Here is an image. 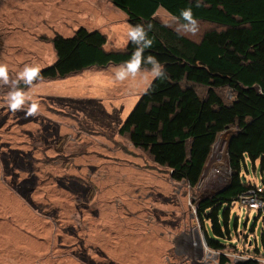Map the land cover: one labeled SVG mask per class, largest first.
Returning a JSON list of instances; mask_svg holds the SVG:
<instances>
[{"label": "rangeland", "instance_id": "374dc122", "mask_svg": "<svg viewBox=\"0 0 264 264\" xmlns=\"http://www.w3.org/2000/svg\"><path fill=\"white\" fill-rule=\"evenodd\" d=\"M120 13L109 0H0V64L7 65L9 80L0 78V264H218L194 207L228 183L234 127L217 134L190 187L118 134L151 77L117 81L119 65L91 66L31 82L22 108L5 102L25 65L41 69L55 60L56 34L102 26L104 49L122 50L129 26L110 28L122 21ZM220 93L231 99L230 90ZM34 101L38 111L26 114ZM245 177L262 187L260 160H247ZM229 229L227 256L264 257V212L236 201Z\"/></svg>", "mask_w": 264, "mask_h": 264}, {"label": "trees", "instance_id": "16d2710c", "mask_svg": "<svg viewBox=\"0 0 264 264\" xmlns=\"http://www.w3.org/2000/svg\"><path fill=\"white\" fill-rule=\"evenodd\" d=\"M110 1L125 12L130 25L146 27L152 45L144 55L154 56L166 73L150 81L118 134L127 135L134 147L170 170L172 180L194 187L217 134L227 126L235 128L227 142L228 183L197 201L195 207L207 246L218 251V264H228L230 257L224 249L225 241L231 240L232 204L249 189L258 191L264 200V179L258 188L245 177L247 160L253 165L260 160L264 167V0H203L199 7L196 0ZM158 6L173 17L191 7L196 19L222 29L207 31L200 41H193L158 19L154 15ZM51 42L56 58L39 69L31 82L64 78L91 66L122 65L136 48L128 39L122 50H106L105 34L83 26L68 36L56 34ZM27 85L20 80L18 86ZM221 89L231 91L230 100ZM235 264L260 263L249 258Z\"/></svg>", "mask_w": 264, "mask_h": 264}, {"label": "clouds", "instance_id": "9594fccd", "mask_svg": "<svg viewBox=\"0 0 264 264\" xmlns=\"http://www.w3.org/2000/svg\"><path fill=\"white\" fill-rule=\"evenodd\" d=\"M203 0H196V5L199 7ZM176 21V28L178 34H192L195 35L199 31L198 20L193 16L192 8H185L180 11L179 17H173ZM151 28V24L147 25V29ZM127 37L133 44L136 45L129 60L122 65L114 68V79L117 81H124L129 77H135L140 74L142 78L152 79L164 77L166 75L164 65L152 55H144L145 49L151 47L152 40L148 38L146 27L142 24L131 25L127 30ZM150 65L149 68L142 69L141 66ZM39 73V67L36 65H25L23 70L18 73V79L10 82V89L7 92L5 102L9 109L16 110L22 108L25 104L26 93L20 88L19 81L30 84L32 79ZM0 78L5 84L9 83L7 76V65L0 64ZM38 111V103L33 102L27 109L28 115L35 114Z\"/></svg>", "mask_w": 264, "mask_h": 264}, {"label": "crops", "instance_id": "0c3cea01", "mask_svg": "<svg viewBox=\"0 0 264 264\" xmlns=\"http://www.w3.org/2000/svg\"><path fill=\"white\" fill-rule=\"evenodd\" d=\"M110 1V0H109ZM111 2V1H110ZM112 3V2H111ZM114 4L112 3V6ZM115 6V5H114ZM118 8V7H117ZM121 10V9H120ZM122 11V10H121ZM123 12V11H122ZM120 14H123V18H122V21L116 19L114 21H112L113 23L111 24L112 27L111 30L115 32V29L113 25L115 26H119L120 23H125L128 26H131L127 20V15L125 14V12L123 13H120ZM119 14V15H120ZM154 15L160 19L162 22L166 23V24H169L170 26L176 28V21L173 19V16L171 14H169L162 6H158L157 10L155 11ZM198 20V23H199V31L195 34V35H192V34H183L184 36H186L187 38L193 40V41H200L202 38H203V35L205 32L207 31H210V30H220L222 29V26L219 25V24H215L213 22H210V21H206V20H201V19H197ZM171 21L174 22L175 25H171ZM102 27V26H101ZM96 28L98 29L99 31L101 32H105L103 31V28ZM92 30V29H91ZM105 35H107L106 33H104ZM107 38H106V43L107 44ZM54 62V61H53ZM52 62V63H53ZM51 63V64H52ZM68 97V96H67ZM226 142V141H225ZM257 161V160H256ZM249 243V242H248ZM254 255H256V253H254ZM261 255H264V254H261ZM257 257L260 256V255H256Z\"/></svg>", "mask_w": 264, "mask_h": 264}, {"label": "built area", "instance_id": "2783aa9c", "mask_svg": "<svg viewBox=\"0 0 264 264\" xmlns=\"http://www.w3.org/2000/svg\"><path fill=\"white\" fill-rule=\"evenodd\" d=\"M201 199H203V197H201ZM238 202L241 205L252 207L254 209H257L258 211L259 210L262 211L264 209V200L259 197L258 191H256L255 189H249L245 193L240 195ZM196 203H195V207H196ZM195 207H194V209H195ZM226 255H227V253H226ZM212 256H214V255H212ZM228 257H230V262L228 264H235L238 261H244V260H247L249 258L256 259V260L260 261L261 264H264V257L258 258V257H255L253 255H250L244 251L233 252V253L229 254Z\"/></svg>", "mask_w": 264, "mask_h": 264}, {"label": "water", "instance_id": "95a60500", "mask_svg": "<svg viewBox=\"0 0 264 264\" xmlns=\"http://www.w3.org/2000/svg\"><path fill=\"white\" fill-rule=\"evenodd\" d=\"M227 129H229V127L227 126L226 127V130ZM230 137H231V134L229 135V137H228V140H227V142L229 141V139H230ZM171 171L169 170V173H170ZM226 186V185H225ZM225 186H222V187H220V188H218L217 190H215L214 192H218L219 190H222V189H224L225 188ZM213 193V192H212ZM210 195V193H208V194H206L205 196H203V198H206L207 196H209ZM205 244V243H204ZM249 245L251 244V242H249L248 243ZM206 245V244H205ZM209 254H211V253H209Z\"/></svg>", "mask_w": 264, "mask_h": 264}, {"label": "bare ground", "instance_id": "6f19581e", "mask_svg": "<svg viewBox=\"0 0 264 264\" xmlns=\"http://www.w3.org/2000/svg\"><path fill=\"white\" fill-rule=\"evenodd\" d=\"M215 191V190H214ZM213 191V192H214ZM197 240V239H196ZM199 240V241H198ZM198 240H197V243H198V246H196L199 250L203 247L202 246V242L200 241V239L198 238Z\"/></svg>", "mask_w": 264, "mask_h": 264}]
</instances>
